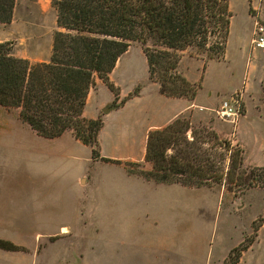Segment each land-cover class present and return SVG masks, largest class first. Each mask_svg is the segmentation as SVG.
Returning a JSON list of instances; mask_svg holds the SVG:
<instances>
[{"label": "trees", "instance_id": "obj_1", "mask_svg": "<svg viewBox=\"0 0 264 264\" xmlns=\"http://www.w3.org/2000/svg\"><path fill=\"white\" fill-rule=\"evenodd\" d=\"M52 4L58 29L47 60L31 61L15 54L13 41H0L1 106L15 108L40 136L53 138L71 130L90 147L93 160L123 164L129 174L145 180L188 187L230 183L247 189L258 180L264 186V166L244 167L240 146L234 147L204 123L194 125L185 113L148 132L143 160L150 168L137 170L132 165L140 162L101 154L102 114L83 115L88 92L98 79L114 94L110 105L115 108L139 94L137 84L118 102L119 88L109 76L135 40L152 41L142 52L148 80L158 84L159 92L192 100L201 85L178 70L182 53L188 48L197 55L204 53V64L224 56L232 16L229 0H52ZM14 5L15 0H0V22H10ZM258 221L252 223L255 234L264 212ZM254 236L232 248L222 264H236ZM0 247L22 249L3 239Z\"/></svg>", "mask_w": 264, "mask_h": 264}, {"label": "rangeland", "instance_id": "obj_2", "mask_svg": "<svg viewBox=\"0 0 264 264\" xmlns=\"http://www.w3.org/2000/svg\"><path fill=\"white\" fill-rule=\"evenodd\" d=\"M229 8L232 16L224 56L209 61L207 76L197 94L198 102L212 101L219 98L215 107L208 112L210 117L216 118L218 117L215 109L219 108L222 100L230 99L232 96L238 99L240 111L244 110V104L240 97L241 86L236 91L233 90H235V85L240 84L239 77L243 69L244 56L250 49L248 45L250 47L254 46L252 40L255 37L253 32L256 22L264 24V0H229ZM57 29L56 10L52 0H15L10 22H0V41H13L15 54L26 57L31 61L47 60L51 53L53 34ZM144 46H152V41L148 40L143 43L135 40L131 42L129 47L132 51L123 59V66L117 74L120 86L124 91H132L137 84L141 85V89L148 85L144 89L142 98L131 104L127 110L130 116L137 107H144L149 104L151 99H155L154 88L150 85L157 84L148 80L146 62L142 52ZM186 53L192 56L197 55L190 48L186 50ZM197 56L204 58L205 54ZM246 60L251 59L248 57ZM128 61L131 65L129 67V64H126ZM185 64L186 62L183 63V66ZM251 64L254 73L261 71L262 67L264 71V66H261L262 62L260 66L258 62H252ZM202 72L203 67L201 74ZM197 83H200V81ZM262 84L264 100V82ZM156 93L158 92L156 91ZM151 104H154L153 100ZM153 106H150L152 110ZM94 107L95 98L89 104V110H94ZM10 109L17 111L15 108ZM197 111L201 112L200 110L187 109L184 113L190 116L194 125L205 124L206 121L200 118L201 116H197ZM123 116L128 117L127 113ZM133 120L135 123L128 122L126 128L134 132L133 139L139 142L142 128L147 119L136 114ZM38 139L40 138L32 132L28 124L23 122L19 116L17 118L15 114L6 113L0 107V239L21 246V251L26 250L25 246L35 247V250H39L37 261H41L47 256L50 257L51 261L61 263L63 259L71 256L75 250L80 249H83L85 253L87 251L88 260L91 259L90 252L94 245V232L93 226L90 225V217L83 220L86 225L82 224L83 231L85 229L82 238L72 236L51 243L44 239L48 232H59L58 225H54L56 224L55 220L62 217L56 214L59 205L64 206L65 204L67 212H72L76 207H89L103 195L104 189H162L158 196L164 200L165 207L168 205L172 219H176V222H173L174 225L177 227L179 225V229H183L187 228L188 222L193 229V234L200 237L205 251L207 245L205 237L209 235L208 229L212 222L216 221L219 227L222 226L225 229L227 244L233 237L232 231L235 223L248 225V222L250 223L253 220L251 222L252 228V223L255 221V224H258V218L264 212V189L253 190L244 197L247 188L230 183H216L213 187H188L175 183L158 184L152 180L135 176L127 177L123 164L93 160L90 147L80 144L79 154L82 169L86 176H89V179L83 184L79 185L77 183V189H50L51 196L54 198L50 204V221L53 222V225H38L36 214H32L35 212V207L43 203L42 201L38 202V198L41 199L44 196V191L30 188L31 171L28 169L27 161L32 156L42 153V151H50L52 154L51 160L57 159L56 146L51 145L48 147L47 144L39 142ZM64 143H66V140ZM233 145L236 147V144ZM99 146H101L103 152H111V145L107 142L106 134L101 136ZM140 154L141 147L137 144L129 156L130 158H138ZM58 161L60 163L56 165L52 163L51 170L69 176L71 173L69 160L59 158ZM128 161L140 162L139 166L132 165L134 170L150 168V164L143 159ZM255 186L262 187L258 180ZM239 189L243 190L240 191ZM32 190L35 191L36 201L26 203L27 201L23 199L24 192L30 198L29 195H31ZM61 196H63L64 204ZM232 200H236L240 208H234L230 202ZM241 205L244 206L241 207ZM163 218L165 219L167 216L163 215ZM254 234L255 232L252 229L247 239L254 236ZM222 248L224 246H220L218 242L213 245L216 252ZM18 251L20 250H8L0 247V264H13L14 256Z\"/></svg>", "mask_w": 264, "mask_h": 264}, {"label": "crops", "instance_id": "obj_3", "mask_svg": "<svg viewBox=\"0 0 264 264\" xmlns=\"http://www.w3.org/2000/svg\"><path fill=\"white\" fill-rule=\"evenodd\" d=\"M248 47L250 49L244 56L243 69L239 77L240 84L235 85V90H233L236 91L241 86L240 97L244 104V110L234 121L210 117L208 112L215 107L219 98H215L212 101H197V94L207 76L209 61L212 60L205 63V68L201 74L205 62L204 58L197 55H188L186 50L182 53L178 70L189 81L196 83L200 81L201 84L192 100L184 97L165 96L159 92V87L156 83L157 85H150V87L154 88L155 99H151L149 104L144 107H137L132 112V116L128 114L127 110L131 104L142 98L144 89L148 85L143 87L138 95L127 99L121 106L102 114V108L114 100V94L98 79L96 85L88 92L83 115L87 118H95L102 114L103 126L98 133V141L100 143L101 136L106 134L107 142L111 145V152H103L101 146L100 152L110 158L121 161L141 160L144 156L148 132L154 128L163 127L187 109H192L193 111H201L196 112L197 116H201L200 118L206 121L205 124L210 126L219 137L228 139L232 144H237L242 148L244 167L264 166V100L262 84L264 82V71L262 67L261 71L254 73L253 65L251 64L252 62H258L260 66L262 62L261 66H264V48L255 45L251 47L248 45ZM131 51L129 47L118 58L109 74L111 81L120 91L118 102L131 92L124 91L121 88L117 77L118 70L123 66V59ZM248 57L251 60H246ZM184 62H186L185 66H183ZM126 64L128 65L129 61ZM129 66L131 65L129 64ZM100 92L102 93L100 94ZM94 98V110H89V104ZM152 100L154 104H151ZM151 105H154L153 110L150 108ZM0 107L6 113L15 114L18 118V111H12L10 108L1 105ZM125 113H127L128 117L123 116ZM136 114L147 119L146 124L142 128L143 131L139 142L133 139L134 132L126 128L128 122L135 123L133 117ZM30 129L40 138L38 139L39 142L47 144L48 147L51 145L56 146L57 159L51 160L52 154L50 151H42V153L32 156L27 161L28 169L31 171L30 188L44 191V196L41 199L40 197L38 198V202L42 201L43 203L35 207V212L32 215L36 214L38 225L51 226L53 222L50 221V204L54 198L51 196L50 189H77V183L80 185L89 179V176H86L82 169V161L79 154L80 144L83 143L74 137L71 130H67L57 137L46 138L38 135L32 128ZM65 140L66 143H64ZM137 144L141 147V154L138 158H130L129 155ZM59 158H64L66 161L69 160L71 165L69 176H65L56 170H51L52 163L54 165L60 163L59 161L61 160L58 161ZM125 172L127 177L142 178L136 174H129L126 170ZM259 189H264V186L248 188L244 193V197L251 191ZM104 190L102 192L103 195L89 207H76L72 212L66 211L65 202L63 201V196H61L64 206L59 205L56 214L62 217L55 220L56 224H54L58 225L59 232H48L44 239L51 243L61 238L72 236L82 238V234L85 232L82 224L86 225L83 220L90 217V225L93 226L94 232V245L90 252V260H88L87 251L85 253L83 249H80L75 250L71 256L63 259L61 263L51 261L50 257L48 258L47 256L41 261H37L39 250H35V247L29 248L25 246L26 250H20L16 253L13 264H222L229 251L239 245L252 231L251 222L253 220L250 223L248 222V225L235 223L232 231L233 237L226 244L225 229L222 226L219 227V224L214 221L208 229L209 235L205 237V243L207 242L205 251L200 237L193 234V229L188 222L187 228L183 229H179V225L178 227L174 225L173 222H176V219H172L168 205L165 207L164 200L158 196L162 189ZM34 192L33 190L31 191L30 198L24 192L23 199L27 201H25L26 203L36 201ZM236 200L230 202L234 208L237 207L236 209H238L240 206L238 207ZM243 206L241 205V207ZM162 212L165 213L162 214ZM163 215H166L167 218L164 219ZM215 242H218L224 248L216 252L213 249ZM236 264H264V222L258 226L253 241L241 253Z\"/></svg>", "mask_w": 264, "mask_h": 264}, {"label": "built area", "instance_id": "obj_4", "mask_svg": "<svg viewBox=\"0 0 264 264\" xmlns=\"http://www.w3.org/2000/svg\"><path fill=\"white\" fill-rule=\"evenodd\" d=\"M253 34L255 35L253 44L264 48V24L256 22ZM215 113L219 119L234 121L241 114L238 99L232 96L230 99L222 100Z\"/></svg>", "mask_w": 264, "mask_h": 264}, {"label": "water", "instance_id": "obj_5", "mask_svg": "<svg viewBox=\"0 0 264 264\" xmlns=\"http://www.w3.org/2000/svg\"><path fill=\"white\" fill-rule=\"evenodd\" d=\"M114 108H115L114 105H110V104H108V105H106V106H104V107L102 108V112H103V113H108L109 111H111V110L114 109Z\"/></svg>", "mask_w": 264, "mask_h": 264}]
</instances>
